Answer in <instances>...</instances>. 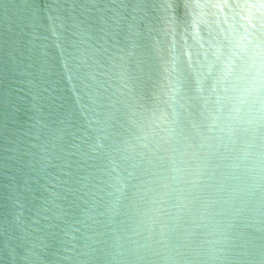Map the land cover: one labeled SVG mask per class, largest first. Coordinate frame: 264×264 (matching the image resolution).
Listing matches in <instances>:
<instances>
[{"label":"water","instance_id":"95a60500","mask_svg":"<svg viewBox=\"0 0 264 264\" xmlns=\"http://www.w3.org/2000/svg\"><path fill=\"white\" fill-rule=\"evenodd\" d=\"M0 264H264V0H0Z\"/></svg>","mask_w":264,"mask_h":264}]
</instances>
